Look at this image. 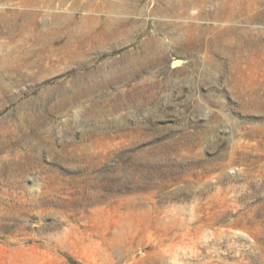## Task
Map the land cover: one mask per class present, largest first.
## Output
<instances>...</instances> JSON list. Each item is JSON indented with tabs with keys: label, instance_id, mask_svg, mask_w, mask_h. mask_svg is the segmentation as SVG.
Here are the masks:
<instances>
[{
	"label": "rangeland",
	"instance_id": "obj_1",
	"mask_svg": "<svg viewBox=\"0 0 264 264\" xmlns=\"http://www.w3.org/2000/svg\"><path fill=\"white\" fill-rule=\"evenodd\" d=\"M181 1L0 0V264H264V0Z\"/></svg>",
	"mask_w": 264,
	"mask_h": 264
},
{
	"label": "bare ground",
	"instance_id": "obj_2",
	"mask_svg": "<svg viewBox=\"0 0 264 264\" xmlns=\"http://www.w3.org/2000/svg\"><path fill=\"white\" fill-rule=\"evenodd\" d=\"M179 0H177L178 3ZM192 1V0H191ZM196 3V0H194ZM210 0H207L206 2L208 3ZM219 4L218 7L216 8L215 12H218V15L220 16H224L226 18H232L234 16H236V14H242L244 11H246V9L248 7L245 6L244 3H240L239 1H234V0H219ZM173 2V1H172ZM204 2V1H203ZM117 3V2H116ZM120 3V2H119ZM173 4V3H172ZM180 4H182L185 8L190 7V5L192 4L190 2V0H182L180 2ZM205 4V3H204ZM167 5V4H166ZM125 6V5H124ZM177 6L175 5V3L171 6H169V8L166 9L167 10H172L174 8H176ZM179 7V6H178ZM177 7V10H178ZM165 8H162L161 10L166 11ZM191 8V7H190ZM115 10V9H114ZM175 10V9H174ZM176 10V12H177ZM182 10V9H181ZM179 11V10H178ZM188 12V11H187ZM179 13V12H178ZM186 13V12H185ZM184 13V14H185Z\"/></svg>",
	"mask_w": 264,
	"mask_h": 264
}]
</instances>
